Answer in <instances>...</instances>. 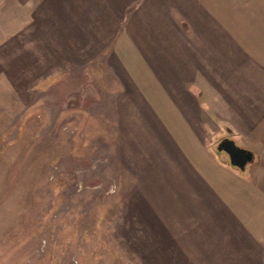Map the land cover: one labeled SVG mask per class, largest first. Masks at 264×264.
Here are the masks:
<instances>
[{
	"label": "rangeland",
	"instance_id": "rangeland-1",
	"mask_svg": "<svg viewBox=\"0 0 264 264\" xmlns=\"http://www.w3.org/2000/svg\"><path fill=\"white\" fill-rule=\"evenodd\" d=\"M79 1L0 0V264H264V26L262 47L219 52L230 25L175 4L201 23L196 74L150 26L155 58L128 26L75 25ZM225 137L254 152L245 169Z\"/></svg>",
	"mask_w": 264,
	"mask_h": 264
},
{
	"label": "crops",
	"instance_id": "crops-1",
	"mask_svg": "<svg viewBox=\"0 0 264 264\" xmlns=\"http://www.w3.org/2000/svg\"><path fill=\"white\" fill-rule=\"evenodd\" d=\"M78 1V0H77ZM75 5L77 3H74ZM176 4L177 8L186 11L188 16H193L194 10L197 4L204 5V8L207 9L209 15L213 17L215 20L220 21L224 25V27L228 24L231 28H229V34L226 35L225 33L221 35L223 39H219L220 42H213L212 44H209L206 46L208 49L216 48L219 52H222L225 50V48H228V51L231 50V41L236 42L237 44H243L246 42V40H254L259 41L262 43L261 47L263 46V41L260 39V36L256 34V36H252L251 38L247 39L249 37L248 31L249 27L258 25V27L264 26V0H80L79 6H80V20L78 24L79 26L83 27H97L96 32L99 34H106V33H112L114 31L110 28L112 27H120V26H128V31L124 36L122 33H120L118 36L115 35V39L117 36L116 41L120 40V36L122 34L123 41L130 43V47H135L140 49V52L143 54L145 53V56H148V58L156 57L157 54L162 55L163 53L154 51L153 49H148L149 47L142 46L141 39L145 40L147 39L146 36V30L145 27L150 26V31L154 33V35L151 37L154 40H163L165 41V38L167 35H169V39L171 41H175L176 45H178L180 42L187 41L185 45V48H183V51L181 50V47L173 45L175 48V52L178 53L180 56L183 57V60L185 59L186 63L193 61V67L190 71H193L196 74H201L206 68L205 65H201V62L198 61L199 53L201 48L205 47H198L195 46V42L188 40V35H186L185 32H188L189 25L192 27L195 26H201V23L199 20L191 19L190 21H187L186 19H183V17L179 14L174 16V14L170 13V9ZM94 9V10H93ZM254 10L255 15L249 14V10ZM123 10H125V13H121ZM250 10V11H251ZM144 13V14H143ZM143 14V15H142ZM154 14V15H153ZM191 14V15H189ZM144 16V17H143ZM205 20L204 23H207V27L212 25V21L215 20ZM198 22L199 24H197ZM66 25L69 24V22L64 23ZM73 24V23H72ZM74 25V24H73ZM129 26H136L138 29L136 31L130 30ZM235 26H242L243 30H240V32L236 29L232 30ZM99 27L102 29L99 31ZM140 27V28H139ZM162 28L163 32H165L164 37L162 35H158L156 32V29ZM99 31V32H98ZM132 33H131V32ZM209 33H211V30L208 28L207 30ZM264 31V30H262ZM119 31L116 33L118 34ZM114 34V33H113ZM173 34V35H172ZM171 35V36H170ZM176 36L175 37L173 36ZM237 36L239 38H237ZM242 36L245 37L246 40L242 39ZM168 37V36H167ZM115 39H110L109 41L114 42ZM96 40H99L96 38ZM100 42H103L100 40ZM226 42H229L226 43ZM245 44V43H244ZM241 48H244L241 46ZM134 49V50H135ZM133 50V51H134ZM264 51V49L262 48ZM145 51V52H142ZM196 54L195 60L193 55L190 53ZM141 56V55H140ZM153 65V62L151 63ZM264 68V67H263ZM260 73V70L257 68V70ZM216 72V71H215ZM201 79V78H199ZM208 83H210L209 86L213 89V95L214 97L218 95V85L216 86L211 79H206ZM196 81V80H194ZM205 81V80H204ZM196 85V84H192ZM211 94V96L213 97ZM217 105H222V113L224 114V111L227 106L224 104H221L219 98H216ZM226 103V101H225ZM217 113L221 112L219 109H216ZM221 121H232L230 117L226 118H220ZM258 123V122H257ZM252 125L251 130L247 126L243 128H237V129H245V131H248L247 133H250L252 131H255L256 134L258 129H260L261 126L258 124ZM247 127V128H246ZM236 129V131H237ZM234 130V129H232ZM263 131V130H261ZM248 136V135H247ZM237 143V142H236ZM241 146V145H240ZM244 147V146H242ZM246 148V147H245Z\"/></svg>",
	"mask_w": 264,
	"mask_h": 264
},
{
	"label": "water",
	"instance_id": "water-1",
	"mask_svg": "<svg viewBox=\"0 0 264 264\" xmlns=\"http://www.w3.org/2000/svg\"><path fill=\"white\" fill-rule=\"evenodd\" d=\"M226 141L227 140L225 139L222 140V142L218 146V149L227 150L230 154V163L241 169H245L246 165L254 159V152L250 149L238 145L234 140H230L232 142L229 147L228 145H225Z\"/></svg>",
	"mask_w": 264,
	"mask_h": 264
},
{
	"label": "flooded vegetation",
	"instance_id": "flooded-vegetation-1",
	"mask_svg": "<svg viewBox=\"0 0 264 264\" xmlns=\"http://www.w3.org/2000/svg\"><path fill=\"white\" fill-rule=\"evenodd\" d=\"M224 139L227 140L226 143H225V145H228V146L230 147V144H231V142H232V141H230V140H232V139L229 138V137H225ZM224 139H223V140H224ZM221 150L226 151L227 154L229 155V158H230V154L228 153L227 150H225V149H221ZM236 158H237V156H236ZM236 158H235V159H236Z\"/></svg>",
	"mask_w": 264,
	"mask_h": 264
}]
</instances>
